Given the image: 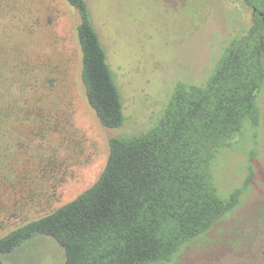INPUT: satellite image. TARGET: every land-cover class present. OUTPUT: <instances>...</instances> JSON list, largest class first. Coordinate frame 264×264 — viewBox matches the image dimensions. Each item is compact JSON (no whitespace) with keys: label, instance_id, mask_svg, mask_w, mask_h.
Segmentation results:
<instances>
[{"label":"rangeland","instance_id":"374dc122","mask_svg":"<svg viewBox=\"0 0 264 264\" xmlns=\"http://www.w3.org/2000/svg\"><path fill=\"white\" fill-rule=\"evenodd\" d=\"M87 1L124 99L126 121L118 128L102 126L86 98L76 9L67 0H0L1 56L15 79L7 83L6 101L18 98L28 112L8 157L10 177L23 168L27 179L0 195L1 207L24 209L26 217L8 219L12 225L0 236L90 187L107 162L109 138L147 128L175 82L202 83L234 23L251 16L244 0ZM258 103V129L246 124L217 163L226 191L243 184L254 153L253 180L240 205L172 261L153 264H264V88ZM0 264H65V252L39 235L0 253Z\"/></svg>","mask_w":264,"mask_h":264},{"label":"trees","instance_id":"16d2710c","mask_svg":"<svg viewBox=\"0 0 264 264\" xmlns=\"http://www.w3.org/2000/svg\"><path fill=\"white\" fill-rule=\"evenodd\" d=\"M67 1L79 15L77 37L86 98L102 126L121 127L126 121L123 95L89 3ZM248 1L251 11L252 6L264 11V0ZM233 16L231 20L236 13ZM2 48L0 195L9 183L17 189L27 179L23 168L15 172V179L10 177L8 157L12 144L21 141L20 124L28 118L18 98L6 101L7 83L15 79L7 74ZM172 87L147 128L109 138L107 162L90 187L48 214L14 225L0 236V253H11L46 235L63 247L65 264L169 262L236 209L253 180L254 153L243 184L226 191L219 184L217 163L246 124L255 130L261 124L258 96L264 88V17L257 14L234 23L202 83L180 80ZM1 206L0 229L12 225V217H26L24 209L17 212Z\"/></svg>","mask_w":264,"mask_h":264},{"label":"flooded vegetation","instance_id":"af4514ba","mask_svg":"<svg viewBox=\"0 0 264 264\" xmlns=\"http://www.w3.org/2000/svg\"><path fill=\"white\" fill-rule=\"evenodd\" d=\"M245 1V4H246V6H248L249 8L251 7V4H250V2L248 1V0H244ZM260 15V16H263L264 17V11H261V10H259V9H257L256 7H253L252 6V11H251V16H256V15ZM250 16V17H251ZM262 90V89H261ZM260 90V91H261ZM260 93V92H259Z\"/></svg>","mask_w":264,"mask_h":264}]
</instances>
